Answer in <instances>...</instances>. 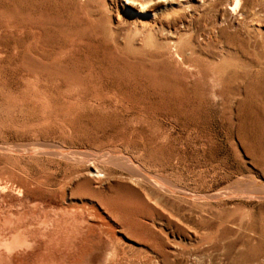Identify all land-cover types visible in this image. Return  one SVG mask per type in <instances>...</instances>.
<instances>
[{"label":"rangeland","instance_id":"obj_1","mask_svg":"<svg viewBox=\"0 0 264 264\" xmlns=\"http://www.w3.org/2000/svg\"><path fill=\"white\" fill-rule=\"evenodd\" d=\"M0 207L55 262L264 264V0H0Z\"/></svg>","mask_w":264,"mask_h":264},{"label":"bare ground","instance_id":"obj_2","mask_svg":"<svg viewBox=\"0 0 264 264\" xmlns=\"http://www.w3.org/2000/svg\"><path fill=\"white\" fill-rule=\"evenodd\" d=\"M32 145V144H31ZM43 146V145H42ZM27 147V146H26ZM25 147V148H26ZM48 147V146H47ZM59 147V146H58ZM6 149V148H5ZM11 149V148H10ZM23 149V148H22ZM48 149V148H47ZM51 149V148H50ZM60 149V148H59ZM8 150V149H7ZM24 150V149H23ZM43 150V149H42ZM55 150V149H54ZM61 151V150H60ZM25 152H26V150H25ZM28 152H30V151H28ZM32 152H33V150H32ZM37 152V151H36ZM35 152V153H36ZM41 151H39L38 153H40ZM45 151H42L41 153H44ZM48 152H49V150H48ZM52 152H55V151H52ZM56 152H57V150H56ZM21 153V152H20ZM23 153H24V151H23ZM58 153L59 152H57V155H58ZM60 153H64V152H60ZM70 153H72V152H70ZM80 153V152H79ZM16 154H17V152H16ZM49 154V153H48ZM65 154L66 153H64V156H65ZM76 154V153H75ZM32 155V154H31ZM35 155V154H34ZM50 155V154H49ZM62 155V154H61ZM74 155V154H73ZM83 155V154H82ZM67 156H68V154H67ZM70 156V155H69ZM78 156V155H77ZM91 156V155H90ZM71 157V156H70ZM83 157H84V155H83ZM93 157V156H92ZM104 157V156H103ZM102 157V158H103ZM124 157V156H123ZM95 158V157H94ZM100 158H101V156H100ZM99 158V159H100ZM116 158V157H115ZM119 159V158H118ZM127 159V158H126ZM77 160V159H76ZM122 160V159H121ZM78 161H80V160H78ZM106 162V161H105ZM130 162V161H129ZM125 165V164H124ZM129 165V164H128ZM133 165V164H132ZM126 166V165H125ZM123 167V166H122ZM127 167V166H126ZM129 167H131L130 165H129ZM137 167V166H136ZM132 168V167H131ZM135 172H136V174H138V175H140L139 173L141 172H139V170H140V167H139V169H133ZM100 172V170L98 169V168H92V170H91V172H90V176H99V173ZM144 173V172H143ZM94 174V175H93ZM146 174V173H145ZM101 175V174H100ZM137 175V176H138ZM147 175V174H146ZM145 175V176H146ZM136 176V175H135ZM147 176H149V175H147ZM139 178V177H138ZM145 179V178H144ZM148 179V178H147ZM152 179V178H151ZM138 180V179H137ZM153 180V179H152ZM158 180V179H157ZM161 180V179H160ZM136 181V180H135ZM157 182V181H156ZM139 183V182H138ZM156 187V186H155ZM18 190V189H17ZM19 191L21 192V191H23V190H21V189H19ZM158 192V191H157ZM15 203V202H14ZM16 204V203H15ZM2 205V204H1ZM10 205H13V202H12V204H10ZM20 205V204H19ZM22 206V205H21ZM10 207V206H9ZM12 207V206H11ZM20 207V206H19ZM24 207V206H23ZM1 208V207H0ZM14 208H16L15 206H14ZM22 208V207H21ZM19 209V208H18ZM6 210V209H5ZM8 210H9V208H8ZM26 210V209H25ZM58 209H56V211H57ZM34 211V210H33ZM49 211V210H48ZM52 211H55V210H52ZM59 211H62V210H58V212ZM79 211V210H78ZM1 213H4L2 210L0 211ZM57 212V213H58ZM74 212V211H73ZM0 213V264H23L25 261V259H28L30 256H33L34 257V259H33V257H32V261L31 262H29V264H72L73 263V261H70V260H67V259H70L71 257L73 258L74 256H75V247H73L72 245H65L64 246V250L62 251V253H63V259L61 258V260L59 259V260H57V262H55V261H51L50 259H48L49 257H50V255L48 256V255H46L45 253H42L40 250V248L41 247H38L39 246V242H41V240H39V238H37L36 236H34V235H32L31 233H29L30 232V230H29V232L28 231H26V227H23V228H20V224L18 223V225L16 224L15 225V223H17V220L18 219H20V218H23V217H21L22 216V214L24 213H22V211H21V213H19V214H21L20 215V217L18 218V219H13L12 218V216L11 215H9V214H1ZM18 213V212H17ZM36 213L37 214H40V213H38L37 211H36ZM35 213V214H36ZM44 213V212H43ZM51 213V212H50ZM55 213V212H54ZM60 213V212H59ZM75 214V213H74ZM78 214V213H77ZM24 215V214H23ZM31 215H33V214H31ZM45 215V214H44ZM79 215V214H78ZM19 216V215H18ZM77 216V215H76ZM15 217V216H14ZM24 217H25V215H24ZM31 217H33V216H31ZM79 217V216H78ZM80 218V217H79ZM28 219V218H27ZM27 219H25V220H27ZM35 219V218H34ZM45 219V218H44ZM72 219V218H71ZM28 220H31V219H28ZM21 222H23V220H20ZM46 221H47V219H46ZM84 222V221H83ZM86 222V221H85ZM26 223V222H25ZM42 223H43V220H42ZM46 223V222H45ZM44 224V223H43ZM42 224V225H43ZM64 224V223H63ZM62 224V225H63ZM85 224V223H84ZM48 225V224H47ZM66 225V224H65ZM80 225V224H79ZM134 226H135V224H133ZM22 226H24V224L22 225ZM45 226V225H44ZM83 226V225H82ZM87 226H88V224H87ZM137 226V225H136ZM30 227V225L29 226H27V228H29ZM47 227V226H46ZM45 227V230L47 229ZM69 227H71V226H69ZM68 227V228H69ZM130 227V226H129ZM128 227V228H129ZM53 228H55V230H53L52 232H48V233H46V236H45V240L47 241H45V240H43V241H45V243H55L53 246H55V245H57V243L58 242H60V240H61V234H62V231H61V227H60V224H58V222H56V224L54 225V227ZM79 228V227H78ZM82 228H84V227H82ZM126 228V227H125ZM132 228V227H131ZM130 228V229H131ZM133 229V228H132ZM131 229V230H132ZM28 230V229H27ZM44 230V229H43ZM43 230H42V232H43ZM80 230H81V228H80ZM72 231H74V233L75 232H77L78 231V229H76V227H71V230H70V233L72 232ZM83 231V230H82ZM41 232V231H40ZM64 233V232H63ZM73 233V234H74ZM38 234V233H37ZM36 234V235H37ZM43 234H45V233H43ZM72 234V235H73ZM75 234H77V233H75ZM66 235V234H65ZM78 235H80V234H78ZM109 235V234H108ZM38 236V235H37ZM68 236V235H67ZM74 236V235H73ZM109 237V236H108ZM75 238V237H74ZM102 238H106V237H102ZM40 239H42V235L40 236ZM77 239V238H76ZM97 240H98V238H96ZM106 239H108V238H106ZM39 240V241H38ZM107 242V241H106ZM105 242V243H106ZM43 243V242H42ZM51 243V244H52ZM119 243V242H118ZM67 244V243H66ZM101 244H103V243H101ZM113 244V243H112ZM96 245H98V244H96ZM40 246H42L41 244H40ZM45 246H47V245H44V247ZM51 246V245H50ZM52 246V247H53ZM55 247H57V246H55ZM43 248V247H42ZM44 250H45V248H43ZM61 249V248H60ZM78 249V248H77ZM72 252V253H71ZM114 253L115 252V247L112 245L111 246V253ZM108 253V252H107ZM112 253V254H113ZM112 254L110 255V256H112ZM100 255V254H99ZM105 255V254H104ZM103 255V256H104ZM48 256V257H47ZM109 256V257H110ZM114 256V255H113ZM116 256V255H115ZM65 257V258H64ZM67 258V259H66ZM71 258V259H72ZM114 258V257H113ZM93 259V258H92ZM115 259V258H114ZM113 259V260H114ZM104 260V259H103ZM115 261V260H114ZM86 264V263H85ZM109 264H111V263H109Z\"/></svg>","mask_w":264,"mask_h":264}]
</instances>
